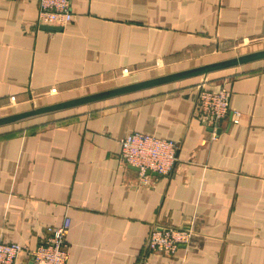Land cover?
I'll return each instance as SVG.
<instances>
[{
    "label": "crops",
    "instance_id": "crops-1",
    "mask_svg": "<svg viewBox=\"0 0 264 264\" xmlns=\"http://www.w3.org/2000/svg\"><path fill=\"white\" fill-rule=\"evenodd\" d=\"M70 1L48 29L38 0H0V117L264 49V0ZM202 82L227 91L215 127ZM129 132L176 141L167 175L122 161ZM65 217L67 264H264V58L1 124L0 241ZM155 223L189 242L146 250Z\"/></svg>",
    "mask_w": 264,
    "mask_h": 264
},
{
    "label": "built area",
    "instance_id": "built-area-1",
    "mask_svg": "<svg viewBox=\"0 0 264 264\" xmlns=\"http://www.w3.org/2000/svg\"><path fill=\"white\" fill-rule=\"evenodd\" d=\"M70 0H38L37 25L63 26L71 20ZM204 82L198 86L194 109L198 118L206 125L215 127L229 111L228 95L225 88L216 91L205 88ZM122 161L138 168V174L146 179V170L167 175L175 161L177 143L168 138H159L140 132H129L120 138ZM69 218L62 223L47 226L43 240L35 248H27L13 241H0V264H22L26 255L31 264H67L66 232ZM188 226L175 227L155 223L146 239L145 248L149 251L173 253L186 245L191 237Z\"/></svg>",
    "mask_w": 264,
    "mask_h": 264
},
{
    "label": "water",
    "instance_id": "water-1",
    "mask_svg": "<svg viewBox=\"0 0 264 264\" xmlns=\"http://www.w3.org/2000/svg\"><path fill=\"white\" fill-rule=\"evenodd\" d=\"M44 27L48 29H56L55 26H50V25L44 26ZM261 58H264V49L241 54L239 56H235L227 60H222L219 62H214V63L202 65V66H197L191 69L166 74L164 76H159L153 79L144 80V81L116 87V88L106 90L103 92H98L96 94L86 95V96L78 97L75 99L66 100V101L42 106L39 108H34L31 110L22 111V112L11 114V115H6L3 117H0V125L8 123V122H14L17 120H21V119L31 117L34 115H38L41 113L58 110L61 108L70 107V106H74V105H78V104H82L86 102H92V101L99 100L102 98L115 96L118 94L134 91L137 89H142V88L149 87V86L158 85V84L165 83V82L187 78L193 75L207 74L213 70H217L220 68L229 67L233 65H238V64L246 63V62L261 59ZM130 167L138 171L137 167L131 166V165ZM145 173L146 175H152V176L160 175V173L155 172V171H150V170H146Z\"/></svg>",
    "mask_w": 264,
    "mask_h": 264
}]
</instances>
